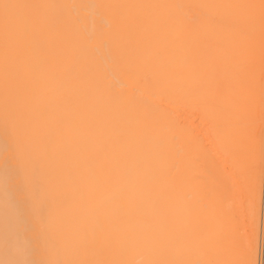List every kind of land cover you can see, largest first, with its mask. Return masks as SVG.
I'll return each mask as SVG.
<instances>
[{
    "label": "bare ground",
    "instance_id": "6f19581e",
    "mask_svg": "<svg viewBox=\"0 0 264 264\" xmlns=\"http://www.w3.org/2000/svg\"><path fill=\"white\" fill-rule=\"evenodd\" d=\"M262 158L264 0H0V264H255Z\"/></svg>",
    "mask_w": 264,
    "mask_h": 264
},
{
    "label": "rangeland",
    "instance_id": "374dc122",
    "mask_svg": "<svg viewBox=\"0 0 264 264\" xmlns=\"http://www.w3.org/2000/svg\"><path fill=\"white\" fill-rule=\"evenodd\" d=\"M251 80L252 81H250V83H252V84H251V86H249L250 92H247V96H248V93L251 94V95H249L251 97V98L249 97L251 99L250 101H252V99H253L252 93H254V83H253L254 79L252 78ZM249 87H247V88H249ZM244 101H246V99H244ZM248 103L250 106V102H248ZM245 105H247V104L245 103ZM180 119L183 121L184 117L181 116ZM189 124L192 126H197L198 121H197V119L192 117L190 119ZM248 127L251 128L250 126H248ZM248 130H250V129H248ZM262 159H264V158H262ZM247 189H248V185L244 182V184L241 185V188L238 191V193L235 194L236 200L232 204L233 205L232 214L234 217V221L236 222V226L238 227V230L242 235L246 234L247 225H248L249 198H248V190ZM259 203L260 204H259V214H258V221H257V239H256L257 241H256V258H255L256 261H255V264H264V160H262L261 183H260V202Z\"/></svg>",
    "mask_w": 264,
    "mask_h": 264
}]
</instances>
